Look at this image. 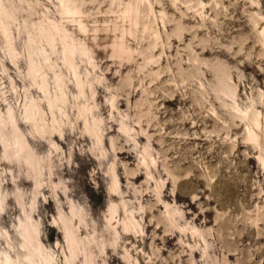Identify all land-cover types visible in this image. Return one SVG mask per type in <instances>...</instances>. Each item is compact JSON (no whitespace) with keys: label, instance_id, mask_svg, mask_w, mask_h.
<instances>
[{"label":"rangeland","instance_id":"rangeland-1","mask_svg":"<svg viewBox=\"0 0 264 264\" xmlns=\"http://www.w3.org/2000/svg\"><path fill=\"white\" fill-rule=\"evenodd\" d=\"M3 5L1 257L264 264V0ZM10 111L34 162L13 149ZM26 223L41 256L24 242Z\"/></svg>","mask_w":264,"mask_h":264},{"label":"bare ground","instance_id":"bare-ground-1","mask_svg":"<svg viewBox=\"0 0 264 264\" xmlns=\"http://www.w3.org/2000/svg\"><path fill=\"white\" fill-rule=\"evenodd\" d=\"M9 17V11L7 10V8L5 7V5H3V0H0V27H1V31L2 33L7 37L6 39L8 40H11V32H10V28L8 26V24H6V22L9 20H7L6 18ZM10 21V20H9ZM132 32V31H131ZM6 40V41H7ZM12 42V41H11ZM32 43V42H31ZM9 44H12L9 42ZM9 49L11 50L12 54H13V58H17V55H16V52L14 51L13 49V46L12 45H9ZM120 51L122 53H124V48L123 46L121 45L120 46ZM11 54V53H10ZM76 55L75 53V49H73L71 46H67L66 48V52H65V60L66 62L73 67V60L72 58ZM81 84V81L78 82ZM81 85H79V88H80ZM41 90L43 92V95L45 97V99L47 100V103H49V106L50 108H53L55 106V100L51 99V96H50V93H49V90H48V84L46 82L45 79H43L42 81V84H41ZM81 91V89H80ZM81 93V92H80ZM63 98V97H61ZM85 102V101H84ZM84 106V105H83ZM83 108V107H82ZM89 108V107H88ZM91 109V108H90ZM81 110V109H80ZM89 110V109H88ZM86 107L83 109V116L85 118V125H86V129L88 130V132L92 135V136H95V137H98L99 138V131H100V122L97 121V119L94 117V115L92 114V112H89ZM41 112V108L40 106L38 105V103L36 101H31L29 106L26 107V118L27 120H30V121H34L33 119V116L35 115H39ZM1 118V117H0ZM8 124L10 125V127L12 128V135H11V143L13 144L14 146V151L16 152L17 154V157H20V154L21 153H26L29 157H27V160H31L32 161V158L33 156H31V152L27 149L28 148V142L25 141L21 134H20V127H19V124H18V121L17 119L15 118L13 112H9V122ZM87 132V133H88ZM1 139L3 141V144L5 146V151L7 152L8 151V145H7V140L3 137V135H1ZM27 150V151H26ZM22 155V154H21ZM23 156V155H22ZM31 156V157H30ZM34 162V161H32ZM115 175V174H113ZM112 175V176H113ZM115 185H117V177L115 176ZM3 207V200L1 198V192H0V209ZM27 225V226H26ZM26 230L24 229V236H25V241L24 242H27L28 245L31 246V248H36L35 249V253L38 254V256H41L42 255V249H41V245L40 243H36V246L33 245V242L34 240L36 239L34 236V233H33V230L30 226L29 223H26ZM64 226H65V231L67 233V237H70L71 235V231L68 229L67 227V223H64ZM22 227V226H21ZM35 238V239H34ZM70 239V238H69ZM68 239V240H69ZM72 241V240H71ZM35 244V243H34ZM26 246V245H24ZM27 247V246H26ZM28 248V247H27ZM29 250V249H28ZM31 250V249H30ZM33 253V252H32ZM33 255V254H32ZM35 256H33L34 258ZM47 261H50V258H46ZM29 261V262H28ZM28 264H36L35 261L28 259ZM0 264H15L14 263V260L9 256V255H4L3 257L0 256Z\"/></svg>","mask_w":264,"mask_h":264}]
</instances>
